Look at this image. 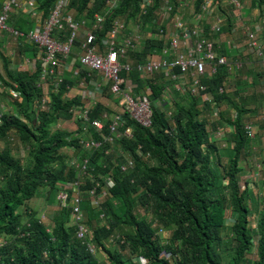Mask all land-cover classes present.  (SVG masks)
<instances>
[{
    "label": "trees",
    "instance_id": "1",
    "mask_svg": "<svg viewBox=\"0 0 264 264\" xmlns=\"http://www.w3.org/2000/svg\"><path fill=\"white\" fill-rule=\"evenodd\" d=\"M56 1L39 0L40 10L45 17L50 14ZM108 1L70 0L69 12H74L76 16L72 14L76 19L85 15L90 19V25L97 13L108 14L105 30L98 33L99 38L105 36L111 23L115 19H122V16L127 17V25L135 22L144 33H156L160 29L157 26V13L168 0H153L154 4L146 15L141 14L143 0H120L117 9L106 12ZM202 1L197 0L195 3V12L200 10ZM173 2L177 4L170 1L174 7L172 16L176 15L175 9L181 4L179 0ZM252 3L262 8L264 13V0H252ZM9 25L26 33L31 29L32 21L30 16L16 13ZM161 44L147 39L144 48L130 52L129 56L134 57L135 64L145 63L157 46L161 48ZM23 47L34 55L37 52L36 48L27 45ZM229 52L226 46L224 53ZM7 60L9 59L2 62L7 77H1L0 81L4 82L6 79V85L17 84L22 92L23 102H15V115H4L0 125V141L7 144L0 151V240L6 242L0 246V264H97L99 261L108 264L103 259L104 256L110 259L111 264H126L120 252L108 250L112 234L120 235L124 239V244L118 245L130 251L131 264H142L138 261L139 258H143L145 264H170L171 260L175 264L246 263L254 241L249 225L252 211L246 202L248 188L245 186L242 190L241 187L240 162L250 141L255 139L249 138L244 131L243 118L251 110L234 105L236 115L231 123L235 132L228 136V140L234 144L233 154L229 165L222 172L225 186L218 185L211 165L214 163L213 157L220 149L227 148L228 142L224 140L226 136L222 140L218 139L215 136L216 131L211 134L203 119L208 114L209 107L226 98L224 94H219V87L225 84L220 71L225 67H220L213 78L206 77L202 80L204 85L209 86L208 93L214 94V103L204 102L202 95L184 94L175 88L182 99L176 102V109L170 117L175 122L174 126L170 123L168 112L155 107L161 97L162 88L169 80L167 74L158 72L146 82L137 72L128 76L136 84L135 92H140L141 88L145 89L147 86L151 88L153 119L152 127L144 128L137 122L130 121L128 115H124L127 126L133 129V138L117 140V145L132 156L134 167L132 171L123 172L121 166L127 160L123 162V155L113 145L105 143L94 128L88 126L86 130L94 129L92 139L58 128L60 121L73 119L72 108L82 105L80 98L66 99L71 84L69 81L66 80L57 92H51L48 110H39L35 101L42 95L41 89L37 87L40 64L34 72L29 73L18 69L11 70ZM122 77L126 78L127 74L122 73ZM110 94L106 98L114 101ZM114 103L118 105V102ZM105 112L112 115L115 111L98 104L91 112V119L100 118ZM77 122L82 124L81 121ZM104 123L102 133L109 134L110 122L107 120ZM89 140L102 141V146L94 151H86L81 141ZM18 141L29 147L30 156L26 164L13 156L9 146L11 142ZM224 143L227 144L226 147H223ZM69 148H74L76 152L80 149L86 152L79 163L89 159V172L101 183L99 191L105 187L106 176L112 177L114 181L102 204V211L107 208L106 212L103 211L106 218L101 219V213L98 216L105 224L92 229L83 212V223L90 229L99 249L96 256L77 238V227L71 219V208L62 207L57 199L61 184L76 181V167L68 163L69 160L63 153L64 149ZM143 156H149L153 163L145 161ZM81 185L83 198V189L89 194L95 183L88 177L86 187L83 188L82 182ZM42 189L48 190L47 200L57 207L54 218L49 220L47 215L46 221L41 220L42 214L46 212L38 214L36 210L28 207L31 201L38 198ZM137 201L152 207L155 222L137 216ZM114 202L121 203V216L116 213ZM83 206L84 198L82 210ZM227 209H231L236 216L229 229L234 247L230 252L226 251L231 254L224 262L225 259L218 253L215 243L221 241L220 234L227 229ZM156 223L174 229L171 243L178 246L177 251L161 246ZM122 224L130 227L132 231L124 236L118 233L117 226ZM258 230L259 240L255 244L257 260L254 264H264V210L260 212Z\"/></svg>",
    "mask_w": 264,
    "mask_h": 264
},
{
    "label": "built area",
    "instance_id": "2",
    "mask_svg": "<svg viewBox=\"0 0 264 264\" xmlns=\"http://www.w3.org/2000/svg\"><path fill=\"white\" fill-rule=\"evenodd\" d=\"M220 2V0H203L200 10L193 14L196 22L213 18L211 31L216 35L224 33L226 21L221 16H215ZM119 3L120 0H109L106 5V12L117 9ZM153 4V0H143L141 14L146 15ZM188 4L181 3L180 7L188 6ZM0 5V37L6 33L11 36L13 43L16 45H27L37 49L38 55L35 63L28 59L26 64H33L34 71L40 64L41 71L37 87L41 89L42 95L36 99L35 105L37 109L46 111L51 103V92H57L60 89L67 79V73H73V75L80 73L75 69V64L71 62L70 58L76 43L80 39L85 23L77 20L69 12L70 0H57L46 18L43 17L44 14L40 10L39 0H0ZM230 5L234 8L236 15L244 9L241 0H230ZM16 13L30 16L32 27L26 33L10 27L9 22ZM173 13L174 7L169 1H166L157 15L161 24L168 18H172L173 32L160 28L156 34H152L153 39L164 40L165 46L149 55L145 63L135 65L127 62L130 52L144 48L149 38L143 37L137 31L133 34L124 35L128 28L126 21L123 19H115L111 23L107 34L99 38L98 33L105 30L108 14L97 13L94 16L92 25L86 31L80 44L82 53L79 56V65L86 72V75L82 77L81 86L87 87L93 84L94 90L84 89L82 105L71 109L72 120L81 121L85 125V131L90 126L100 133L105 143L114 145L117 140L133 138V129L127 126L124 115H128L131 120L144 128L152 127V90L147 86L143 94H136V86L130 82L128 77L133 72H137L144 79L152 78L158 72H165L167 78L178 91L184 94L190 93L194 96L202 95L204 102L214 103V96L208 93L209 86L204 85L202 80L206 77L213 78L220 67L227 68L230 73L245 68L246 62L244 59L231 61L220 51V47L215 42L205 36L200 25L196 24L195 27L191 28L177 14L172 16ZM261 24L262 27H257V29L248 28L245 35L247 38L246 46L249 51L255 53L261 59L260 65L264 69V52L258 34L259 30L264 32V13L261 16ZM138 28L141 29L140 25H138ZM227 46L232 47V42H227ZM13 55L14 52H9L6 53L5 57L10 60ZM1 66L2 57L0 53ZM18 69L21 71L23 66L20 65ZM122 73H126L127 77L123 78ZM187 78L190 79V87H188ZM6 81L5 79L4 82ZM4 82L0 81V96L7 94L14 102L22 103L23 95L18 85L15 83L6 85ZM104 89H108L111 95L117 98L120 111L112 115L105 112L100 118L92 120L91 112L98 105L96 98L103 94ZM225 93L226 86L224 84L219 87V94ZM14 111L0 110V125L3 116L6 114L15 115ZM172 113L169 112V116ZM213 116L214 118L218 117V111H214ZM107 120L110 122L109 134H103L104 122ZM244 131L249 138H255L256 131L252 122L245 123ZM215 136L222 140L225 132L218 128ZM81 145L86 151H94L102 146V141H81ZM226 145L224 143L223 147H226ZM107 152L109 153V151ZM71 165L75 166L81 174L88 175L95 183L90 192L91 204L94 209L100 211V218L105 219L106 215L102 211V204L108 196V189L114 184L113 178L106 176L104 178L105 187L99 191L101 183L89 172V159H84L81 163L73 161ZM133 167L134 161L131 159H128L121 166L123 172L132 171ZM81 186L80 181L61 184V191L57 199L62 207L71 208V219L77 227V238L81 240L92 255L96 256L99 249L94 242L90 229L83 223ZM47 219L46 213H43L41 220L46 221ZM5 243V241L0 240V246ZM109 243L122 245L124 239L120 235L112 234ZM138 261L142 264L146 263L143 258H139ZM97 264L105 263L99 261Z\"/></svg>",
    "mask_w": 264,
    "mask_h": 264
},
{
    "label": "rangeland",
    "instance_id": "3",
    "mask_svg": "<svg viewBox=\"0 0 264 264\" xmlns=\"http://www.w3.org/2000/svg\"><path fill=\"white\" fill-rule=\"evenodd\" d=\"M169 2L172 1V3L175 5L177 2H173V0H168ZM244 4V9L241 11L240 14L236 15L234 12V8L230 5V0H222L219 5L217 6L215 16H221L226 19L225 21V31L222 35H216L211 31V25L213 23V18H208L205 21L202 22H196L194 19V12L195 10V3L197 0H179V3L188 4V6L185 7H176V14L180 16L186 24L193 28L195 25H200L201 30L204 32L205 36L215 42V44L220 47V51L224 53L227 45V41L232 42V49L230 50L229 54H225L231 61H235L237 59H244L246 62L245 68L236 74L230 73L227 69H222L220 71V74L224 76L223 83H225L226 86V93L225 99L222 102H216L212 107H209L208 114H205L203 116V119L207 123V128L210 130V133L213 134V131H217V128H221L222 131L225 132L226 138L228 142V147L225 149H220L218 151V154L214 156L213 158V164L212 170L216 173L217 181L219 186H225L226 181L223 178V169L224 167L229 165L230 158L232 156V146L234 145L232 141L228 140V136L233 135L235 132V127L231 123L232 120H234V117L236 115V109H234V105H237L239 107H245L247 109H250L251 112L244 116L243 122L248 123L252 122L255 131L256 137L254 140L250 141L247 149L243 152L242 159L240 162V167L242 168L241 173V187L242 190L246 186L248 188L246 202L249 206V208L252 211V218L250 219V229L253 236L254 245L251 248V251L248 253L246 258L245 264H254L257 260V252L255 244H257L259 240V230H258V224H259V218H260V212L264 210V80H263V74L264 70L260 65V60L257 57V55L251 51H249L248 47L245 46L246 42V35L245 31L248 28H256L262 27L261 24V16L263 13V9L258 7L257 5H254L252 3V0H241ZM123 20H127L126 16H122ZM137 21V20H136ZM128 30L124 35L126 34H133L134 32H139L143 37H146V34L142 31V29H139L137 24L135 22H130L128 25ZM157 26L159 28L168 29V32H173V22L172 18H168L165 20L162 24L157 23ZM259 41L261 44L262 51L264 52V32L262 30H259ZM147 38V37H146ZM1 46L3 45L2 50L5 53L7 48L10 52H14V55L12 56L9 61V67L12 69H18V67L21 65L23 66L22 71H27L29 68H33V64H26V58H23V54L27 53L30 56H33L31 52H28L23 45H16L13 43V39L9 34H2L0 38ZM10 43V44H9ZM140 50V49H138ZM1 52V51H0ZM31 53V54H30ZM130 60H134V57L129 56ZM4 59H7L6 57ZM3 62V58H2ZM132 63V62H130ZM3 64V63H2ZM132 65H135L132 63ZM19 70V69H18ZM32 71V69H30ZM262 71V72H261ZM1 77H7L6 72L4 71L3 67H0V79ZM144 82L148 81V79L142 78ZM150 80V78H149ZM69 81V80H68ZM72 81H70L71 83ZM188 87H190V79H187ZM73 84V82L71 83ZM134 84V83H133ZM136 85V84H134ZM222 85V84H221ZM140 92H135L136 94H143L144 89H140ZM161 97L159 99L158 104L155 105V107L166 110V112H173L175 111V104L176 102L181 98V96L178 95L174 84L171 81H167V85L162 88V91L160 92ZM213 94V93H212ZM214 95V94H213ZM216 95V94H215ZM68 97V94L66 98ZM182 99V98H181ZM116 102V100H114ZM155 104V103H154ZM16 103L6 95L0 96V110L1 111H10L12 112L14 109H16ZM214 111H218L219 116L218 117H212V114ZM115 113V112H114ZM168 117H172L169 116ZM254 118V119H253ZM170 123L172 126L175 125V122L172 118H170ZM65 121H60V128L63 129V126L65 124L63 123ZM64 124V125H63ZM73 124L77 125V130L74 132L71 131L74 134L79 135V137H84L87 139H92L95 132L94 129H89L88 131H84L83 128L85 127L84 124H81L77 121H73ZM226 124V125H225ZM217 126V127H216ZM59 127V126H58ZM68 128V127H66ZM17 135V134H16ZM224 136V137H225ZM117 142V141H116ZM112 146L120 155H123V162L131 159V155L127 154L124 150H121V147L118 144V142ZM3 141H0V151L6 147ZM11 151L13 152V156L17 159H20L23 164H26L27 158H29V147L22 144L20 141L18 142H11L10 145ZM63 153L68 158V163L71 164L73 161H76L77 163L80 162L81 158L84 157L85 153L83 150H77L75 151L74 148L64 149ZM145 157V161L149 163H153L151 158L149 156H143ZM122 163V162H121ZM76 172V181L79 180L83 184V188L86 187L88 184V175H83L80 173L78 169L75 168L74 170ZM91 188V187H90ZM90 191V190H89ZM83 198H84V206H83V212H85L86 221L90 225L92 229L96 228L97 226L104 225L105 222L102 221L98 216L100 211L98 209H94L91 205V195L88 194V191L83 189ZM48 196V190L42 189L38 198L34 201H31L29 204V208L31 210H36L39 214L46 212V215H48L49 220L51 218H54L56 215V204L53 202H49L47 200ZM229 197V194L227 193V197ZM137 206L135 209V212L139 218H146L148 221L155 222V215L153 213L152 207L148 204L144 205L140 203V201H137ZM115 204V210L116 213L120 216L123 214L122 206L120 202H114ZM107 208H103V211L106 212ZM235 214H233V211L231 209H227L226 212V227L227 229L223 230L221 235V241L215 243V247L220 254V256L225 259L226 257L230 256L231 253L230 250L234 247V242L232 235L229 232V229L235 222ZM108 220V219H107ZM50 222V221H49ZM109 222V220L107 221ZM155 226H157V236L158 241L160 242L161 246H166L167 249L171 248L174 251H177L178 246L176 244L171 243L172 236L174 235V229L172 227H164L161 223H156ZM118 233L122 234L123 236L125 233H128L132 231L130 227H127L126 225L122 224L117 226ZM222 243V244H221ZM181 243H178L180 245ZM108 250L110 252L118 251L121 253L122 257L125 259L126 264H131L130 257L131 253L128 249L120 247L117 243H108ZM228 251V252H226ZM102 258V257H101ZM104 260L107 261L108 264H111V261L108 257L104 256ZM226 262V259L224 260ZM170 264H175L174 260L170 261Z\"/></svg>",
    "mask_w": 264,
    "mask_h": 264
},
{
    "label": "crops",
    "instance_id": "4",
    "mask_svg": "<svg viewBox=\"0 0 264 264\" xmlns=\"http://www.w3.org/2000/svg\"><path fill=\"white\" fill-rule=\"evenodd\" d=\"M75 16H76V14L74 13V12H72ZM44 18H46L45 16H43ZM77 20H81V21H84V28H83V30H82V34H81V36H80V39H79V41L76 43V46H75V48H74V52H73V54H72V56H71V58H70V60H71V62L72 63H74L75 65V69L77 70V71H79L80 73L78 74V75H73V73H67V81L69 80V82L70 81H72L73 82V84H70V87H69V91H68V97L66 98V99H74V98H80V101L82 102V95H83V93H84V89H86V90H94V86H93V84H90V85H88L87 87H83V86H81V82H82V77H84L85 76V74H86V72L84 73V71L81 69V66L79 65V56L81 55V51H80V44H81V42L83 41V39H84V35H85V33H86V31H88L89 29H90V27H91V21H90V19L88 18V17H86L85 15L84 16H81L80 18H78ZM146 34V37L147 38H149V39H153V35L152 34H156V33H150V32H148V33H145ZM1 38V37H0ZM154 41H158L159 43L161 42L162 44L160 45L161 46V48H159L158 46L156 47V50H160V49H162V47H164L165 46V41L164 40H158V38L157 39H153ZM227 42H229V41H227ZM0 44H1V42H0ZM10 44V43H9ZM227 46V45H226ZM245 46H246V42H245ZM1 47H3V45L1 46L0 45V53H1V57L3 58V60H4V57L6 56V53H9L10 51H9V49H11V48H7V50L5 51V53L3 52V50H2V48ZM228 47V50L230 51L231 50V48L232 47H229V46H227ZM76 49V50H75ZM101 50V49H100ZM97 51H99V50H97ZM79 52V53H78ZM31 54V53H30ZM37 55H38V52H36L35 53V55L33 54V56H30L29 54H23L22 53V56H23V58H26V59H29V60H31L33 63H35V60L37 59ZM228 55V54H227ZM36 56V57H35ZM263 56H264V54H263ZM259 58V57H258ZM8 59V58H7ZM259 60L261 61V59L259 58ZM127 62H132L133 64H135L136 62H135V60H130V58L127 60ZM26 66H27V64H26ZM2 67H3V69H4V71L6 72V70H5V68H4V65L2 64ZM10 69L11 70H14V69H12L11 67H10ZM30 69H32V71L30 70ZM22 71V70H21ZM26 71V70H25ZM24 71V72H25ZM27 71H30V72H34V69L33 68H29ZM263 71V72H262ZM261 72L262 73H264V70H262ZM29 72V73H30ZM237 72H239V71H235V72H233L232 74H236ZM263 80H264V74H263ZM95 79H96V77H95ZM187 79H189V78H187ZM129 80H130V82L131 83H133V80H132V78H129ZM71 82V83H72ZM110 94V92H109V90L108 89H104L103 90V94L101 95H99L97 98H96V101H97V104H102L103 106H106V107H109V109H112V110H114L115 112H119L120 111V109H119V106L118 105H116L114 102L115 101H112V100H108L107 98H106V95H109ZM111 95V94H110ZM67 96V95H66ZM112 98H114L113 100H116V102H117V98H115V97H113V96H111ZM111 98V99H112ZM64 124H65V126H63V129L62 130H65V131H69V132H71L72 130L75 132L76 130H77V125L75 126L74 124H73V120H69V121H65V122H63ZM63 124V125H64ZM60 123H59V127L58 128H60ZM66 127H68V128H66ZM61 129V128H60Z\"/></svg>",
    "mask_w": 264,
    "mask_h": 264
},
{
    "label": "bare ground",
    "instance_id": "5",
    "mask_svg": "<svg viewBox=\"0 0 264 264\" xmlns=\"http://www.w3.org/2000/svg\"><path fill=\"white\" fill-rule=\"evenodd\" d=\"M76 50V49H75ZM79 53V52H78ZM84 73H85V71H84ZM254 119V118H253ZM130 121H132V120H130ZM226 125V124H225ZM257 132V131H256Z\"/></svg>",
    "mask_w": 264,
    "mask_h": 264
}]
</instances>
